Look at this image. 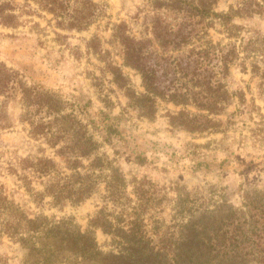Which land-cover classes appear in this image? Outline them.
Masks as SVG:
<instances>
[{
    "label": "trees",
    "instance_id": "16d2710c",
    "mask_svg": "<svg viewBox=\"0 0 264 264\" xmlns=\"http://www.w3.org/2000/svg\"><path fill=\"white\" fill-rule=\"evenodd\" d=\"M76 1L82 0H34L36 6L29 0H0V26L18 29L25 23L24 15L40 16L54 27L56 40L63 44L70 37L63 31L87 30L99 9L97 3L88 0L92 10L86 7V13L79 11ZM218 1L149 0L150 9L142 10L145 29L139 36L124 21L113 24L111 40L122 48V64L110 57L111 51L103 48L98 35L87 41V50L104 63L100 70L111 75V83L128 98L127 107L139 116L153 120L159 101H166L180 107L169 114L174 128L201 134L226 132L240 113L239 109L228 111L233 100L247 102L245 93L230 89L226 81L233 64L257 56L250 62V71L259 78L258 86L264 91V35L259 32L244 36V27L234 21L243 12L255 13L260 2L256 0L258 8H252L254 0H244L236 10L231 6L230 11L220 12L215 10ZM217 24L230 39L228 43L211 37L209 30ZM196 40L201 42L199 46ZM124 67L141 75L143 91L135 89ZM243 67L248 71L247 62ZM94 78L102 91L104 82L98 76ZM14 101L20 103L18 120L28 136L46 143L56 157L62 158L60 168L55 158L46 154L45 147L40 146L39 153L28 156L13 152L16 161L10 163L8 171L34 200L39 203L51 197L55 206L64 202L79 204L104 185V198L114 207L98 210L83 229L71 215L30 216L0 183V245L4 238L20 244L33 257L28 264H264V256L255 255L256 250L264 253V247L259 249L249 241L245 228L246 212L257 209L260 196L264 198L263 190L246 191V211L228 200H222L214 209L198 210V214L192 211L183 224L188 231L183 240L156 242L145 228L142 179L135 178V201L128 193L129 183L116 157L129 143L119 128V115L101 111L99 119L85 116L77 98L29 82L19 69L0 58L1 131L16 126L10 109ZM253 105L260 115L255 123L264 135V114L260 106ZM105 145L114 149L113 155L102 150ZM145 160L141 153L134 154L137 163L144 164ZM34 182L42 189L37 190ZM252 191L257 192L256 196ZM98 229L110 236L109 250L99 242ZM0 264H6L2 255Z\"/></svg>",
    "mask_w": 264,
    "mask_h": 264
},
{
    "label": "rangeland",
    "instance_id": "374dc122",
    "mask_svg": "<svg viewBox=\"0 0 264 264\" xmlns=\"http://www.w3.org/2000/svg\"><path fill=\"white\" fill-rule=\"evenodd\" d=\"M93 1L99 9L92 25L81 32H62L58 29L70 35L63 44L56 40L54 27L40 16L24 15L25 23L18 29L0 26V58L9 66L19 69L29 82H39L67 98H77L82 102L85 116L92 115L99 119L102 111L121 117L119 128L129 143L121 148V153L116 157L126 174L128 193L135 201V178L142 179L141 192L146 202L145 228L156 242H180L188 233L183 224L191 218V212L198 214V210L214 209L222 200L248 210L249 206H245L248 202L246 191H264V135L258 131L259 126L255 123L260 121V115L253 105L256 103L260 106L264 114V91L258 86L259 78L250 71V62L257 56L247 60L241 58L231 67V74L226 80L228 86L232 90H242L247 102L242 104L237 98L233 100L228 111L239 109L240 113L235 117L236 123L226 132L201 134L174 128L170 124L169 114L180 107L166 101H159L153 120L141 117L127 107L128 98L111 83V75L100 70L104 63L90 50L88 52L86 43L94 35L100 36L103 48L111 51L110 57L122 64V48L111 40L113 24L124 21L139 36L145 29L142 10L147 12L150 9L149 0ZM243 1L219 0L215 10L228 12L231 6L236 10ZM257 1L262 4L260 8L255 3ZM257 1L254 0L252 6L258 8L255 13L243 12L234 17V21L244 27V36L259 32L264 35V0ZM29 2L36 6L34 0ZM75 3L79 11L85 10L86 13V7L92 10L88 0ZM216 26L209 30L211 37L216 42L228 43L230 39L222 31L223 27L219 24ZM195 43L197 46L201 44L199 40ZM244 62H247L248 71L243 67ZM124 71L130 76L135 89L143 91L141 75L128 67H124ZM94 76L104 82L102 91ZM10 109L16 126L10 130H0V183L5 185L11 198L20 203L30 216L45 214L60 218L71 215L83 229L88 227L90 218L101 208L107 206L113 210L112 203L107 204L104 198V185L79 204L64 202L55 206L51 197L36 202L22 182L8 171L10 163L16 161L14 153L18 156L34 155L40 152L39 147L42 146L47 155L55 158L60 168L63 167L62 158L56 157L46 143L28 136L24 125L18 120L21 112L19 101L12 102ZM102 150L114 154V149L108 145L103 146ZM136 153L146 158L144 164L134 161ZM33 186L37 190L42 189L35 182ZM256 193L252 191L251 194L256 196ZM259 204L250 214L246 212L248 221L245 228L249 241L261 249L264 247V198L261 196ZM97 238L103 249L109 250L107 243L110 236L98 229ZM237 238L248 240L244 236ZM3 241L0 255L6 264H28V260L33 258L20 244L12 243L9 238ZM255 255L261 257L264 253L256 250Z\"/></svg>",
    "mask_w": 264,
    "mask_h": 264
}]
</instances>
